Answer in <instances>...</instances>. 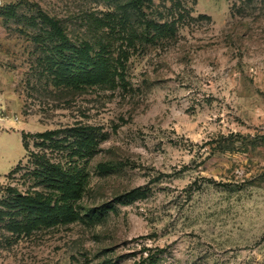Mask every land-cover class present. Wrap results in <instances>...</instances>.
<instances>
[{"label":"rangeland","instance_id":"obj_1","mask_svg":"<svg viewBox=\"0 0 264 264\" xmlns=\"http://www.w3.org/2000/svg\"><path fill=\"white\" fill-rule=\"evenodd\" d=\"M26 1L86 38L80 17L110 9ZM154 3L157 20L172 6L188 15L171 38L129 50L126 88H56L33 72L22 26L0 16V198L33 186L31 153L44 151L36 133L92 124L107 138L82 160L90 179L81 203L84 212L109 207L101 220L2 244L0 264H264V0ZM115 43L117 58L125 43Z\"/></svg>","mask_w":264,"mask_h":264},{"label":"trees","instance_id":"obj_2","mask_svg":"<svg viewBox=\"0 0 264 264\" xmlns=\"http://www.w3.org/2000/svg\"><path fill=\"white\" fill-rule=\"evenodd\" d=\"M98 1L110 9L101 15L88 12L80 17L91 33L87 38L72 33L65 19L51 14L37 2L23 0L6 4L0 7V16L6 22L15 21L22 26L20 31L29 37L36 55L35 60H31L33 72L56 88H115L119 84L126 88L129 50L139 44L171 38L177 33L178 23L188 14L180 7L172 6L168 9L171 18L162 21L150 15L157 12L164 16L153 9L154 0ZM117 40H122L125 48L119 46L120 53L116 58L112 50ZM28 137V134L23 135L26 148ZM35 137L44 151L31 153L34 166L27 172L35 179L33 186L24 192L15 186L8 187L7 193L0 198V247L29 236L41 227L77 220H101L109 208H87L84 212L81 203L90 179L82 160L92 157L98 145L107 138L99 127L76 124L36 133ZM112 166L100 165L103 170ZM21 167L16 166L11 173L18 172ZM141 193V188H136L118 200L126 201Z\"/></svg>","mask_w":264,"mask_h":264},{"label":"built area","instance_id":"obj_3","mask_svg":"<svg viewBox=\"0 0 264 264\" xmlns=\"http://www.w3.org/2000/svg\"><path fill=\"white\" fill-rule=\"evenodd\" d=\"M0 121H1L2 123H4V122L6 121V118H4L3 116H1V117H0Z\"/></svg>","mask_w":264,"mask_h":264}]
</instances>
